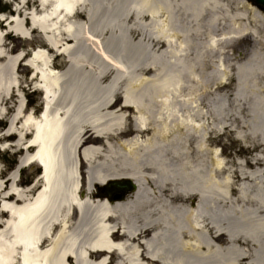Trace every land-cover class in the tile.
Listing matches in <instances>:
<instances>
[{
  "label": "bare ground",
  "instance_id": "bare-ground-1",
  "mask_svg": "<svg viewBox=\"0 0 264 264\" xmlns=\"http://www.w3.org/2000/svg\"><path fill=\"white\" fill-rule=\"evenodd\" d=\"M85 3L89 36L79 42L81 25L70 21ZM24 4L20 0L10 22L1 15L7 26L0 29V120L10 99L21 103L15 68L25 55L3 47L9 33L30 36L20 15H26ZM40 5L51 10L25 19L67 64L58 70L46 49L31 51L25 66L38 82L41 116L27 115L18 104L0 133V139L16 140L0 143V150L22 152L16 169L0 179V264H105L107 258V264H237L245 250L237 249L236 238L263 248L264 184H255V177L264 173V163L252 169L246 162L237 178L247 181L235 188L230 176L216 180L215 165L225 171L216 149L211 150L216 163L205 160L206 110L193 86L211 89L232 74L235 95L252 94V114L264 116V12L249 0H41ZM57 22L66 25L63 35L72 47L50 36L48 28ZM236 53H245L246 62L236 64ZM146 59L150 65L144 67ZM72 68L88 72L72 76ZM139 70L152 75L141 78ZM119 80L124 94L115 107ZM213 108L212 124L218 127L223 116ZM127 116L135 133L116 144L108 141V135L123 132ZM257 126L251 132L264 144V122ZM190 139L194 157L188 155ZM27 166L40 173L23 188L17 176ZM118 178L135 185L119 199L92 191ZM254 178L261 188L253 195L255 206L234 218V227L221 230L218 212L208 213L204 205L230 198L232 189L246 197ZM220 250L226 252L221 261Z\"/></svg>",
  "mask_w": 264,
  "mask_h": 264
},
{
  "label": "rangeland",
  "instance_id": "rangeland-1",
  "mask_svg": "<svg viewBox=\"0 0 264 264\" xmlns=\"http://www.w3.org/2000/svg\"><path fill=\"white\" fill-rule=\"evenodd\" d=\"M20 0H0V17L3 15L5 18H10V15L17 16L15 13V7L18 6ZM87 3V2H86ZM82 5L80 7V13L73 17L70 23H77L81 25L78 29L79 33L77 34V41L81 42L85 37H88V27L89 21L87 20V13L89 9H87V4ZM252 3V2H251ZM41 0H25L24 9L26 15L23 16L24 13H21V18L23 20V26L25 25L29 28V38L28 39H20L13 34H7L4 38L3 50H6L8 54H21L23 53L24 60L19 62L16 66L15 71L19 76V83L22 89V97L18 98V101L21 103H17V98L13 97L7 103V108L10 109L7 111V115L4 119L0 120V133L7 127V120L9 116L12 115L14 108L18 104H23L26 107L27 115L30 113H34V116L40 111L41 108V93L36 90V85L38 82L36 80L31 79L32 71L29 67L25 66V60L30 56V53L33 49L44 48L47 53L51 57V65L58 69H64L66 66V61L64 57L58 54L56 51L49 49L43 40L42 35L30 27L29 20L25 19V17H33L37 15H43L51 9H47L49 6H45L42 8ZM253 4V3H252ZM0 18V29H4L5 22L1 21ZM66 25L62 22H57V24L52 25L48 30L50 31V36L60 43H68L69 47H72V42L65 40L63 35V31L67 29ZM222 26V25H221ZM221 26L218 27V30H221ZM81 28H83L81 30ZM83 46V45H80ZM249 49H246L247 51ZM244 51V52H245ZM241 53V52H240ZM237 63L246 62L245 53H242V56L239 53ZM4 62V59L0 58V64ZM144 67L150 65V62L144 60ZM225 65V62L221 60V63ZM72 76L78 74L79 71L88 72L86 68L84 70L75 71L73 68ZM140 70L138 71L139 77L143 78L144 76L152 75L151 71H143L140 74ZM71 74V73H70ZM228 80L226 83L216 85L211 89H202L201 87L197 88L200 85H194L193 88L197 89V96L199 97L198 105L206 110V116L204 117L203 122L207 134V152L204 154L205 160L208 165H214L216 163L215 155L211 154V150L216 149L218 156L217 159L221 161L222 168L225 172L218 170L215 165L216 171H214V176L216 180L220 182H225L228 180V176H230L231 181H233V187L235 188L238 185H241L243 181H247L246 179L238 180L237 174L243 172L246 167L243 165L247 162V168H262L264 163V144L262 140L258 136L257 133L251 132V128L253 126L259 127L257 125H261L264 121L259 119H264V116H258L255 118L251 112V108H253V100L254 96L248 92H244L240 96L235 95V83L236 78L231 74V76L227 77ZM207 83V82H206ZM209 83V82H208ZM116 92V101L114 106H119L122 101V96L124 92V80H119V82L115 83L114 89ZM18 107V106H17ZM213 107H216L219 110L220 116H223L220 121H218V127L212 124V111ZM12 108V109H11ZM260 109H264V107H260ZM130 115H132L133 111L131 109L125 110ZM260 111V110H259ZM187 113V111H186ZM127 122L125 125V129L123 132L118 133V135H108V141L116 144L120 138H126L134 134L133 130V121L131 117L127 116ZM150 131L142 133V135L149 133ZM7 141L10 144L15 143V138L10 137L5 140L0 139V143ZM189 156L194 157L195 152L193 150V139H190L189 144L187 146ZM22 152L17 151L16 148L9 147L6 151L0 150V179H6V176L15 170L16 164L18 163L19 158H21ZM262 157L258 160L255 158ZM83 169V168H82ZM40 173V169L36 166H27L23 167L18 172V186L26 187L34 182ZM255 178H258L256 183L264 184V173H258ZM254 179H249L248 186L245 189L247 193L246 197L239 196V193L236 189H232L230 192V198H215L214 207L208 205H204V210L208 213H212L213 210L218 212V216L220 217V229L227 231L228 228H232L236 225L234 218L239 216H246V210L248 208L254 207L256 204L253 195L256 192H260L261 188L257 187L254 183ZM7 185V183H6ZM38 187V186H37ZM227 224H229L227 228ZM225 244L227 241L224 237H222ZM239 247L240 250H245V256L243 259L240 258L237 261V264H249L250 261L261 262L264 260V247L258 248L252 245L247 240H243L242 238H236L233 242ZM264 240L261 242V245H264ZM203 251V250H202ZM220 261L222 260L221 256L226 255L223 250H220ZM228 253V252H227ZM72 264V262H70ZM110 264H113L111 262Z\"/></svg>",
  "mask_w": 264,
  "mask_h": 264
},
{
  "label": "water",
  "instance_id": "water-1",
  "mask_svg": "<svg viewBox=\"0 0 264 264\" xmlns=\"http://www.w3.org/2000/svg\"><path fill=\"white\" fill-rule=\"evenodd\" d=\"M251 1L264 12V0ZM134 186V183L129 180H116L109 182L104 189L106 190V195L108 197H110L112 200H116L117 197L112 194H115L116 192L129 191L130 189L134 188Z\"/></svg>",
  "mask_w": 264,
  "mask_h": 264
}]
</instances>
